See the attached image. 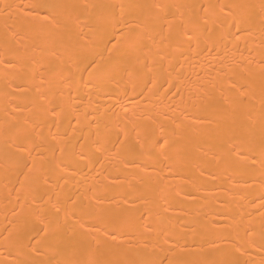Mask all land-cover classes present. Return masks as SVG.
I'll use <instances>...</instances> for the list:
<instances>
[{
  "label": "bare ground",
  "instance_id": "obj_1",
  "mask_svg": "<svg viewBox=\"0 0 264 264\" xmlns=\"http://www.w3.org/2000/svg\"><path fill=\"white\" fill-rule=\"evenodd\" d=\"M0 264H264V0H0Z\"/></svg>",
  "mask_w": 264,
  "mask_h": 264
}]
</instances>
